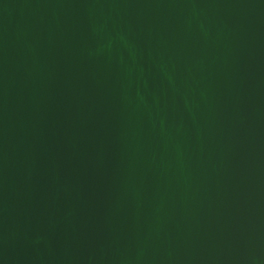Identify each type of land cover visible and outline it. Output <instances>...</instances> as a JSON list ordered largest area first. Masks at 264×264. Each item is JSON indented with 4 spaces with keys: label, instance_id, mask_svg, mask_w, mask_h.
I'll list each match as a JSON object with an SVG mask.
<instances>
[{
    "label": "water",
    "instance_id": "obj_1",
    "mask_svg": "<svg viewBox=\"0 0 264 264\" xmlns=\"http://www.w3.org/2000/svg\"><path fill=\"white\" fill-rule=\"evenodd\" d=\"M0 264H264V0H0Z\"/></svg>",
    "mask_w": 264,
    "mask_h": 264
}]
</instances>
